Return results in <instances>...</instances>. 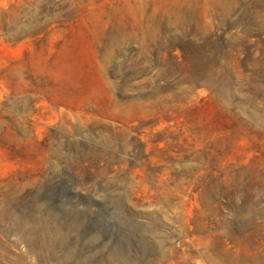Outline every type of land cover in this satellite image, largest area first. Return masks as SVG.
<instances>
[{"label": "rangeland", "instance_id": "obj_1", "mask_svg": "<svg viewBox=\"0 0 264 264\" xmlns=\"http://www.w3.org/2000/svg\"><path fill=\"white\" fill-rule=\"evenodd\" d=\"M0 264H264V0H0Z\"/></svg>", "mask_w": 264, "mask_h": 264}]
</instances>
